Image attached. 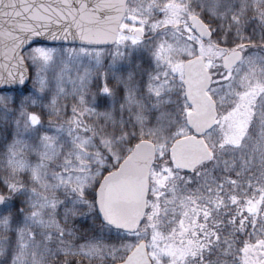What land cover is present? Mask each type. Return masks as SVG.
<instances>
[{
	"label": "snow or ice",
	"instance_id": "snow-or-ice-1",
	"mask_svg": "<svg viewBox=\"0 0 264 264\" xmlns=\"http://www.w3.org/2000/svg\"><path fill=\"white\" fill-rule=\"evenodd\" d=\"M0 264H264V0H0Z\"/></svg>",
	"mask_w": 264,
	"mask_h": 264
}]
</instances>
